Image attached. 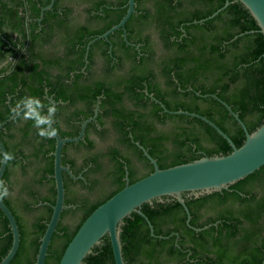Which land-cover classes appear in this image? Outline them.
Masks as SVG:
<instances>
[{
  "label": "flooded vegetation",
  "instance_id": "flooded-vegetation-1",
  "mask_svg": "<svg viewBox=\"0 0 264 264\" xmlns=\"http://www.w3.org/2000/svg\"><path fill=\"white\" fill-rule=\"evenodd\" d=\"M127 1L54 0L46 9L51 0H29L16 5L15 16L8 10L0 13V124L5 123L0 143L14 156L0 179L10 192L1 201L33 251L39 247L43 234L38 232L46 228L56 199V142L53 136L39 137L34 121L23 119V113L17 118L13 109L32 97L43 105L37 109L41 116L48 115L49 107L56 109L51 125L61 139L77 138L83 131L77 142L61 148V164L71 176L62 172L66 208L45 264L89 210L154 171L140 147L159 169L205 154L193 145V121L178 119L193 117L164 109L193 114V107H208L194 99L200 96L195 88L208 87L212 78L207 52L199 49L206 41L191 18L207 10L212 0H134L124 26L99 38L121 22L128 11ZM20 109L26 111L23 104ZM227 191L204 201L186 195L192 204L190 221L199 226L193 228L209 226L192 231L199 237L211 227L218 229L228 210L237 218L233 223L243 228L245 218L252 217L255 257L220 259L208 252V257H200L204 243L207 248L212 245L218 232L212 238L200 235L206 241L193 242L181 228L174 242L178 256L163 258V264H263L264 165L241 190ZM67 219L75 220L72 226ZM7 226L0 210V257L11 236ZM36 254L28 253L23 260L35 264Z\"/></svg>",
  "mask_w": 264,
  "mask_h": 264
},
{
  "label": "trees",
  "instance_id": "trees-1",
  "mask_svg": "<svg viewBox=\"0 0 264 264\" xmlns=\"http://www.w3.org/2000/svg\"><path fill=\"white\" fill-rule=\"evenodd\" d=\"M28 1L0 0V13L2 14L3 11L8 10L15 16L17 14L16 5ZM225 2L226 0H212V4L207 10L197 13L195 17L192 16L191 20L200 21L207 18L223 7ZM229 2V6L213 19L207 20L201 25H194L196 29L203 33V40L206 41L199 49L204 53L207 52L209 61L207 69H209L212 81L208 87L195 88V93L200 96L207 95V97L201 98L194 94V99L200 100L208 107L204 110L193 107V113L214 123L229 137L236 148H239L245 139L243 130L227 110L209 95H215L225 102L238 115L248 133H252L262 124L264 120V36L259 33L255 21L239 2L236 0H229ZM5 3L9 6L4 7L3 4ZM235 37L237 38L234 39ZM178 117L179 120H187L188 123L193 121V145H195L196 150L201 149L205 152L203 156H197L188 162L202 157L224 156L232 151L228 143L203 121L184 116ZM188 162H176L170 167ZM256 172L229 186L226 190L197 199L204 201L207 196L215 198L220 197V193L226 195L227 190L230 189L241 190L243 185L248 183ZM120 190H117L89 210L73 234L71 236L66 234L61 239L62 247L59 245L60 249L56 248L52 251V258L46 264H58L64 249L84 220L98 206ZM186 195L188 194L182 196L184 200ZM167 201H173L174 203L167 204ZM185 205L191 215L192 204L185 200ZM141 212L152 225L155 236L169 237V239L152 237L145 220L137 213H132L123 220L121 225L120 241L124 264H163V258L175 259L178 256V248L174 245V242L181 228L192 236L193 242L206 241L204 236L200 235L206 234L212 238L214 233L218 232L217 237L212 238V245H208V248L206 247L207 243L202 242L205 249L200 257H208L207 252L220 259H253L255 257L254 219L252 217L245 218L247 219L245 221L247 226L243 228L238 225V222L233 223L234 219L237 218H234L233 212L228 210L227 217H223L222 224L217 227L218 229L211 227L210 230L199 234L198 237L196 233L187 227L184 209L173 198H162L161 200H153L151 204H143ZM162 225H164L165 230L162 229ZM190 225L199 228L192 221H190ZM44 229V227L40 229L38 235L44 234ZM8 230L9 226H7ZM19 232L21 244L9 264H32L33 262H25L23 258L28 253L30 256H35L38 249L36 247L33 251V248H28L26 246L27 237H25L26 234L21 227ZM11 244L12 238L8 235L0 261L8 253ZM194 257H196L195 254ZM83 264H114L110 240L107 235L100 240L99 245L92 249V253L84 259Z\"/></svg>",
  "mask_w": 264,
  "mask_h": 264
},
{
  "label": "water",
  "instance_id": "water-1",
  "mask_svg": "<svg viewBox=\"0 0 264 264\" xmlns=\"http://www.w3.org/2000/svg\"><path fill=\"white\" fill-rule=\"evenodd\" d=\"M53 1L54 0H51V4L46 9L52 7ZM236 1L248 11L258 27L259 33L264 36V0ZM229 4V0H226L223 7L219 8L207 18L195 23L202 24L207 20L213 19L225 10ZM127 5L128 11L121 22L99 38H106L110 33L124 26L133 11L134 0H128ZM236 38L237 37L234 39ZM209 96L219 102L241 127L245 134V139L242 145L239 148H236L229 137L205 117L182 111L169 112L163 108L166 113L172 115H187L203 121L228 143L232 151L224 156L216 155L212 157H202L185 164L159 169L156 162L142 147H140L143 150L145 157L153 164L154 171L132 184L127 183L120 191L98 206L80 225L75 235L64 249L58 264H83L84 259L92 253V249L99 245L100 240L106 235L110 240L114 264H124L120 241L121 225L123 220L129 217L132 213H137L145 220L152 237H157L159 239L169 238L155 236L152 225L147 217L141 212L142 205L146 203L151 204L153 200H161L162 198L175 199L184 209L186 214V225L195 232H200L209 227L207 226L197 229L189 224L190 214L185 205L184 199L182 198L183 194L191 195L197 199L212 193L221 192L226 190L229 186L245 179L249 175H252L264 165V120L257 129L252 133H248L238 115L234 113L225 102L218 99L215 95ZM201 97L205 98L207 95ZM4 124L5 123L0 124V128ZM47 127L49 130H54L51 124ZM82 134L83 131L80 136L74 139H61L56 132L55 135H53L56 142L53 153V178L56 189V199L52 206V214L49 222L46 224L44 234L40 238L35 264H45V258L51 238L55 233L61 213L66 208L64 206L62 172L64 171L70 176L71 172L61 164V148L66 143L77 142ZM0 152L1 154L6 153L1 143ZM6 163L0 165V179L4 173ZM0 210L9 224L12 237L11 247L6 256L0 261V264H9L19 248V231L10 210L1 200Z\"/></svg>",
  "mask_w": 264,
  "mask_h": 264
},
{
  "label": "clouds",
  "instance_id": "clouds-1",
  "mask_svg": "<svg viewBox=\"0 0 264 264\" xmlns=\"http://www.w3.org/2000/svg\"><path fill=\"white\" fill-rule=\"evenodd\" d=\"M21 104H23V111L20 109ZM43 105L40 103L38 99L27 97L21 100L16 108L13 109V113L17 118L21 117V113H23V119L28 120L31 119L34 121V126L38 129L37 135L43 139H49L53 135H55L54 130H49L48 125L54 122V114L56 109L54 107H49L48 115L41 116L37 111L38 108H42ZM3 159H0V165L5 164L14 159V156L10 153H3ZM10 192L5 183L0 180V200H3L5 197L9 196Z\"/></svg>",
  "mask_w": 264,
  "mask_h": 264
},
{
  "label": "rangeland",
  "instance_id": "rangeland-1",
  "mask_svg": "<svg viewBox=\"0 0 264 264\" xmlns=\"http://www.w3.org/2000/svg\"><path fill=\"white\" fill-rule=\"evenodd\" d=\"M74 221H75L74 219H67L65 222L68 223V224L70 223L69 226H72Z\"/></svg>",
  "mask_w": 264,
  "mask_h": 264
}]
</instances>
